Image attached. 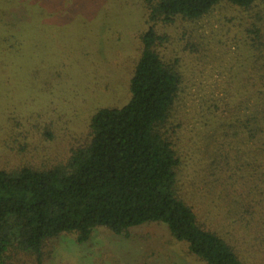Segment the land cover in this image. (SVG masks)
Masks as SVG:
<instances>
[{
  "label": "rangeland",
  "instance_id": "1",
  "mask_svg": "<svg viewBox=\"0 0 264 264\" xmlns=\"http://www.w3.org/2000/svg\"><path fill=\"white\" fill-rule=\"evenodd\" d=\"M154 1L4 4L3 20L18 23L22 44L0 55V169L65 163L89 142L97 110L129 100ZM255 5L222 2L200 18L154 26L165 36L156 52L180 75L165 123L179 158L178 195L243 264H264V140L242 129L264 101V4ZM45 251L43 264H205L162 222L126 236L96 226L82 244L64 233Z\"/></svg>",
  "mask_w": 264,
  "mask_h": 264
},
{
  "label": "trees",
  "instance_id": "2",
  "mask_svg": "<svg viewBox=\"0 0 264 264\" xmlns=\"http://www.w3.org/2000/svg\"><path fill=\"white\" fill-rule=\"evenodd\" d=\"M0 0V55L19 50L18 23L4 21ZM19 1V0H18ZM226 2L250 8L264 0H155L149 6L141 51L129 79V100L120 107L97 110L90 120L89 142L71 151L63 164L46 169L22 166L0 169V264L22 256L43 264L46 242L64 233L85 243L96 226L116 235L148 222H162L205 264H243L232 247L197 220L179 197V158L165 123L180 83L173 65L155 50L165 36L155 23L175 18L197 19ZM262 115L255 109L243 123L249 140H264ZM247 124V125H246Z\"/></svg>",
  "mask_w": 264,
  "mask_h": 264
}]
</instances>
